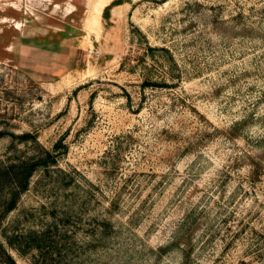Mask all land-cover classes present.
I'll list each match as a JSON object with an SVG mask.
<instances>
[{
    "label": "rangeland",
    "instance_id": "374dc122",
    "mask_svg": "<svg viewBox=\"0 0 264 264\" xmlns=\"http://www.w3.org/2000/svg\"><path fill=\"white\" fill-rule=\"evenodd\" d=\"M114 1L0 0V264H264V0Z\"/></svg>",
    "mask_w": 264,
    "mask_h": 264
},
{
    "label": "trees",
    "instance_id": "16d2710c",
    "mask_svg": "<svg viewBox=\"0 0 264 264\" xmlns=\"http://www.w3.org/2000/svg\"><path fill=\"white\" fill-rule=\"evenodd\" d=\"M121 0H115L112 4H109L106 8V14L110 13V9L112 8L113 4L116 3H120ZM29 136H32L35 138V140H37V136L33 135L30 132H24L23 134H21V137L23 139H28ZM62 141V140H61ZM61 141H59L56 144V148L61 144ZM46 151V155L42 158V157H33L30 161H25L23 160L20 163L14 164L12 166V170H8L7 174H11L12 172L15 173V175L11 176V179L13 177H19L22 178L21 180V184L20 182H16V185H20V187H22V190H25L28 187V184L30 182V177L32 176L33 172L41 165H47L48 161H46V158H49L51 161H56V155L53 152H51L50 150H45ZM8 168V166H4V169ZM6 175V174H5ZM15 180V178L13 179ZM14 201L12 202L10 208L14 205ZM11 259V264H16V262L14 261L13 258Z\"/></svg>",
    "mask_w": 264,
    "mask_h": 264
},
{
    "label": "bare ground",
    "instance_id": "6f19581e",
    "mask_svg": "<svg viewBox=\"0 0 264 264\" xmlns=\"http://www.w3.org/2000/svg\"><path fill=\"white\" fill-rule=\"evenodd\" d=\"M101 9V8H100ZM100 9H99V11H100Z\"/></svg>",
    "mask_w": 264,
    "mask_h": 264
}]
</instances>
